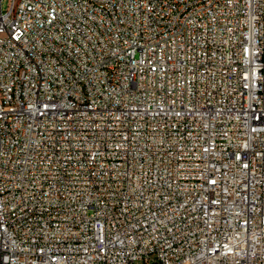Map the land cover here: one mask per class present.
Returning a JSON list of instances; mask_svg holds the SVG:
<instances>
[{
  "label": "built area",
  "instance_id": "obj_1",
  "mask_svg": "<svg viewBox=\"0 0 264 264\" xmlns=\"http://www.w3.org/2000/svg\"><path fill=\"white\" fill-rule=\"evenodd\" d=\"M0 0V264H264V0Z\"/></svg>",
  "mask_w": 264,
  "mask_h": 264
},
{
  "label": "rangeland",
  "instance_id": "obj_2",
  "mask_svg": "<svg viewBox=\"0 0 264 264\" xmlns=\"http://www.w3.org/2000/svg\"><path fill=\"white\" fill-rule=\"evenodd\" d=\"M10 0H3L2 8L3 10H6L9 7Z\"/></svg>",
  "mask_w": 264,
  "mask_h": 264
}]
</instances>
